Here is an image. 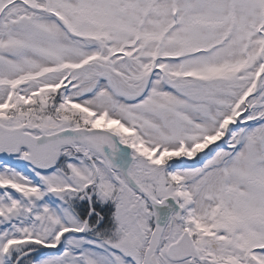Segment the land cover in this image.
<instances>
[{"label": "snow or ice", "instance_id": "snow-or-ice-1", "mask_svg": "<svg viewBox=\"0 0 264 264\" xmlns=\"http://www.w3.org/2000/svg\"><path fill=\"white\" fill-rule=\"evenodd\" d=\"M0 264H264V0H0Z\"/></svg>", "mask_w": 264, "mask_h": 264}, {"label": "rangeland", "instance_id": "rangeland-1", "mask_svg": "<svg viewBox=\"0 0 264 264\" xmlns=\"http://www.w3.org/2000/svg\"><path fill=\"white\" fill-rule=\"evenodd\" d=\"M101 123H103V122H101ZM111 126V125H110Z\"/></svg>", "mask_w": 264, "mask_h": 264}]
</instances>
